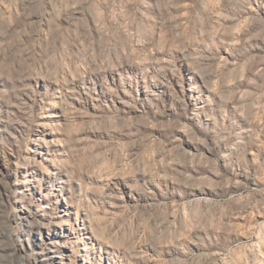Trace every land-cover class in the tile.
<instances>
[{"label":"rangeland","instance_id":"obj_1","mask_svg":"<svg viewBox=\"0 0 264 264\" xmlns=\"http://www.w3.org/2000/svg\"><path fill=\"white\" fill-rule=\"evenodd\" d=\"M0 264H264V0H0Z\"/></svg>","mask_w":264,"mask_h":264}]
</instances>
